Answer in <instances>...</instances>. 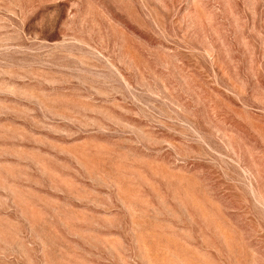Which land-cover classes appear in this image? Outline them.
Returning a JSON list of instances; mask_svg holds the SVG:
<instances>
[{
    "label": "rangeland",
    "instance_id": "1",
    "mask_svg": "<svg viewBox=\"0 0 264 264\" xmlns=\"http://www.w3.org/2000/svg\"><path fill=\"white\" fill-rule=\"evenodd\" d=\"M0 264H264V0H0Z\"/></svg>",
    "mask_w": 264,
    "mask_h": 264
}]
</instances>
